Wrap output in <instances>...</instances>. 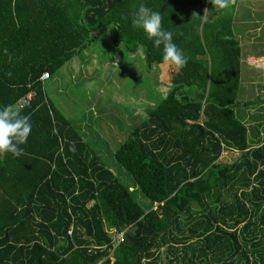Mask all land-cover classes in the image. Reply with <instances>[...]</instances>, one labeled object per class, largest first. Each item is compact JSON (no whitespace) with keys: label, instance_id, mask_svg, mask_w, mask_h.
<instances>
[{"label":"trees","instance_id":"1","mask_svg":"<svg viewBox=\"0 0 264 264\" xmlns=\"http://www.w3.org/2000/svg\"><path fill=\"white\" fill-rule=\"evenodd\" d=\"M207 1L0 0V107L32 93L16 110L32 124L23 154L0 153V264H264V141L252 140L235 109L244 57L237 0L225 9L209 0V17ZM141 4L161 13L184 67L173 71L163 45L132 26ZM109 30L115 47H143L151 70L166 68L170 86L114 151L133 188L42 79ZM225 150L240 156L224 162ZM135 226L131 240L115 244Z\"/></svg>","mask_w":264,"mask_h":264},{"label":"rangeland","instance_id":"2","mask_svg":"<svg viewBox=\"0 0 264 264\" xmlns=\"http://www.w3.org/2000/svg\"><path fill=\"white\" fill-rule=\"evenodd\" d=\"M250 9L254 11L255 6L251 4ZM207 11L205 10L204 15L209 17L211 13ZM198 13L191 14L190 26H196L200 17ZM256 14L261 17L260 22L263 26L264 10ZM248 15L249 12L245 17L248 18ZM245 30L246 28H243V31ZM261 33L264 31H257L258 35ZM261 35L264 37V34ZM144 56L142 47L134 52H129L125 46L115 47L109 30L102 33L91 46L69 60L51 79L45 81L48 94L65 110L72 124L102 155L106 165L131 188L135 182L116 161L114 151L130 137L136 126L148 117L142 108V104L145 103L143 99L147 100L146 107L150 111L170 90L167 83L166 85L162 83L165 81V74H168L166 68L162 66L163 72L160 75L158 70L153 72ZM241 92L243 91L239 94L241 105L235 109L237 115L249 122L251 119H248V115L253 118V113L250 111L248 114L244 105L249 96ZM248 93L255 97L251 90ZM254 121L256 123L255 119ZM239 156L240 152L236 150H225L221 160L234 162ZM137 197L141 204L149 206V200L142 193ZM162 258L166 262L167 259L163 256Z\"/></svg>","mask_w":264,"mask_h":264},{"label":"crops","instance_id":"3","mask_svg":"<svg viewBox=\"0 0 264 264\" xmlns=\"http://www.w3.org/2000/svg\"><path fill=\"white\" fill-rule=\"evenodd\" d=\"M263 2L264 0H237L234 10V20H233V29L235 35L237 39L241 42V45L244 50L243 67H242V83H241L240 91H243L241 93H243L245 96H249V99L245 101L244 105L248 111V114H250V111L251 113H253L252 114L253 118L248 115L249 117L248 119H251V121L247 123L248 125H250L252 140H255L256 142H258V139L260 137H262L261 141H264V111H262L264 109V37H262L261 35L264 33H261L259 35L257 34V31L259 32L264 31V25L262 26L260 22L261 17L260 16L258 17V15L256 14L257 12L262 13V11L264 10ZM251 4L255 6L254 11L250 9ZM209 5H210V1L208 0L205 10H208ZM248 12L249 15L247 18L245 17V15ZM180 15L181 16L185 15V17L188 18V9L186 8L182 9L180 11ZM243 28H246V30L243 31ZM255 60L256 62H261L262 64L261 69H256L255 67L250 66L255 64L254 63ZM75 66L77 67V65ZM175 67L176 66L174 65L173 71L174 70L176 71ZM152 70L153 72L155 70H158V73L160 74L162 72L160 66H156ZM51 78L52 76H50V78L48 79ZM48 79L46 80L43 79V81L45 82ZM250 90L251 92H254L255 97H253L252 94L248 93ZM21 100L14 107L15 111L21 108L20 107ZM143 100L145 101V103L142 104L143 105L142 108L146 113L147 100L145 99ZM61 109L66 114L65 110L62 107ZM254 119L256 120V123Z\"/></svg>","mask_w":264,"mask_h":264},{"label":"clouds","instance_id":"4","mask_svg":"<svg viewBox=\"0 0 264 264\" xmlns=\"http://www.w3.org/2000/svg\"><path fill=\"white\" fill-rule=\"evenodd\" d=\"M215 7L220 9L228 8L231 0H211ZM132 26L140 28L147 35L148 39L153 40L155 45H163V62L171 63L178 69L187 64V57L182 49L173 42V33L164 29L162 15L160 12L141 4L138 11L133 14ZM256 69H261V62L253 65ZM32 131L30 118L21 115L11 105L0 107V153H11L19 157L23 154V148ZM75 151L74 148L71 149Z\"/></svg>","mask_w":264,"mask_h":264},{"label":"built area","instance_id":"5","mask_svg":"<svg viewBox=\"0 0 264 264\" xmlns=\"http://www.w3.org/2000/svg\"><path fill=\"white\" fill-rule=\"evenodd\" d=\"M254 63H257L256 62V60L254 61ZM48 78H50V74H49V72H45L44 74H43V76H42V79H48ZM32 99V93H30L28 96H26L25 98H23L22 100H21V102H20V107H23L25 104H27L30 100ZM69 233L71 234L72 233V228L69 230ZM125 236H126V231L124 230V231H122V232H120L118 235H117V237L115 238V244H118V243H120L121 241H123L124 240V238H125Z\"/></svg>","mask_w":264,"mask_h":264},{"label":"water","instance_id":"6","mask_svg":"<svg viewBox=\"0 0 264 264\" xmlns=\"http://www.w3.org/2000/svg\"><path fill=\"white\" fill-rule=\"evenodd\" d=\"M136 229H137V226L129 229V231L126 233V237H127L128 240H131V237H130V234L129 233L130 232L135 233Z\"/></svg>","mask_w":264,"mask_h":264}]
</instances>
